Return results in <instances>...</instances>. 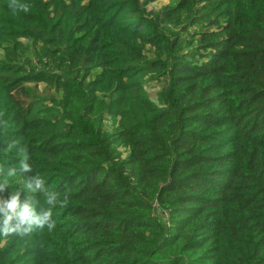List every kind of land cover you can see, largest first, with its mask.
<instances>
[{
	"label": "trees",
	"instance_id": "obj_1",
	"mask_svg": "<svg viewBox=\"0 0 264 264\" xmlns=\"http://www.w3.org/2000/svg\"><path fill=\"white\" fill-rule=\"evenodd\" d=\"M153 1L0 0V168L62 201L0 264H264V0Z\"/></svg>",
	"mask_w": 264,
	"mask_h": 264
},
{
	"label": "clouds",
	"instance_id": "obj_2",
	"mask_svg": "<svg viewBox=\"0 0 264 264\" xmlns=\"http://www.w3.org/2000/svg\"><path fill=\"white\" fill-rule=\"evenodd\" d=\"M13 10L17 5H10ZM24 11L26 7L19 6ZM16 149L19 158L16 167L0 168V193L12 185H21L9 191L7 197H0V238L26 237L36 230L51 232L56 228L55 209L61 205L58 193L51 189L46 179L35 173L24 178L21 174L34 171L30 156L15 143L8 144L5 149L10 152ZM22 192L25 194L21 198Z\"/></svg>",
	"mask_w": 264,
	"mask_h": 264
},
{
	"label": "rangeland",
	"instance_id": "obj_3",
	"mask_svg": "<svg viewBox=\"0 0 264 264\" xmlns=\"http://www.w3.org/2000/svg\"><path fill=\"white\" fill-rule=\"evenodd\" d=\"M170 0H155L148 4V8L160 9L163 5L168 3ZM159 83H153L152 86H148V91L155 92L158 90ZM106 128H109L108 123H106ZM163 218V217H162Z\"/></svg>",
	"mask_w": 264,
	"mask_h": 264
}]
</instances>
